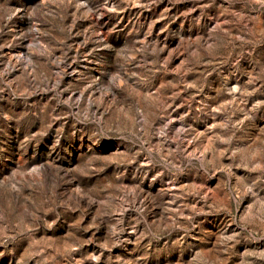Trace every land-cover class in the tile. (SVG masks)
<instances>
[{"label":"rangeland","instance_id":"1","mask_svg":"<svg viewBox=\"0 0 264 264\" xmlns=\"http://www.w3.org/2000/svg\"><path fill=\"white\" fill-rule=\"evenodd\" d=\"M0 264H264V0H0Z\"/></svg>","mask_w":264,"mask_h":264}]
</instances>
